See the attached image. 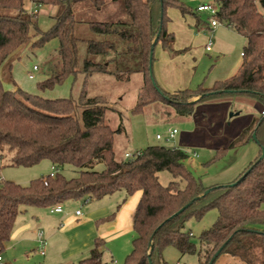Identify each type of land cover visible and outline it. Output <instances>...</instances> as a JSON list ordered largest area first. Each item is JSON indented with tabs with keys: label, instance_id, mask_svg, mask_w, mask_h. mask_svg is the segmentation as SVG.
I'll return each instance as SVG.
<instances>
[{
	"label": "trees",
	"instance_id": "trees-1",
	"mask_svg": "<svg viewBox=\"0 0 264 264\" xmlns=\"http://www.w3.org/2000/svg\"><path fill=\"white\" fill-rule=\"evenodd\" d=\"M29 2L56 8L48 29L39 27L37 13L25 6V0H0V156H9L7 165L22 167L47 159L58 171L53 177L34 178L27 185L0 177V252L10 239L16 217L28 206L48 208L68 200L100 199L118 191L129 196L141 191L132 216L131 250L123 264H169L163 257L168 246L181 255L196 254L197 264H209L219 249L212 264L223 255L244 264H264V0H213L215 18L245 37L243 60L235 74L216 81L212 88L198 85L172 92L162 89L149 73V55L152 51L153 63L158 44L171 54L180 52L173 49L174 35L166 28L168 7L183 16H194L198 27L201 19L196 9L179 0ZM52 40L57 43L55 54L47 62L48 76L37 82L39 89L51 88L79 73L85 78L108 74L124 81L138 72L143 84L132 112L160 103L180 117L189 116L197 102L223 95L247 96L263 109L242 130L239 141L247 143L255 132L258 156L231 182L209 186L185 166L187 155L177 147L150 145L131 158L119 157L114 134L121 127L113 129L107 123L111 107L105 97L90 96L85 87L76 96L54 99L19 87H3L1 72L9 73L11 58L21 46L37 48ZM234 146L216 148L207 163ZM66 164L75 168L74 176L60 171ZM98 164L103 167L97 169ZM162 171L170 175L166 185L159 180ZM212 209L217 210V218L201 231L195 244L186 222L200 220ZM103 247L104 242L96 239L90 255L80 264H106Z\"/></svg>",
	"mask_w": 264,
	"mask_h": 264
},
{
	"label": "rangeland",
	"instance_id": "rangeland-1",
	"mask_svg": "<svg viewBox=\"0 0 264 264\" xmlns=\"http://www.w3.org/2000/svg\"><path fill=\"white\" fill-rule=\"evenodd\" d=\"M179 1L194 11L203 3H213V0ZM25 6L37 13V21L42 30L48 29L54 22L55 7L37 6L29 0H25ZM198 15L201 19L198 27L195 24H187L182 19L178 20L183 22L185 29L188 27L192 32L191 39L189 38L186 46L179 47L181 52L175 54L176 57L188 59L186 62L188 66L191 63L189 69L191 77L189 74L184 87H179L182 85L180 83L172 90L195 89L198 85L212 88L216 81L235 74L242 62L241 53L246 44L245 38L224 24L212 30L208 29L206 26L209 23V15L206 12H198ZM188 18L195 19L192 15H186L185 19ZM172 22L175 24L177 21L174 19ZM79 30L82 34L86 32L84 25H81ZM209 36L213 38V48L208 52L205 50V44ZM56 45V41L52 40L37 48L30 44L21 46L11 58L12 67L9 73L1 72L3 87L12 90L19 87L31 94L49 99L76 96L80 89L85 87L90 96L105 97L111 107L106 113L107 123L113 129L121 127V131L114 134V148L119 157H123L126 151L134 153L150 145L177 147L187 155L183 160L185 166L200 179L202 184L209 186L231 182L247 167L249 162L258 156L259 147L254 139L243 143L239 141V138L242 130L262 112L263 108L259 102H254L247 96L232 94L197 102L192 113L186 117L177 116L172 113L171 109L160 103L146 106L142 112L134 114L132 109L137 103L139 88L143 84V75L138 72L132 73L130 78L124 81H118L108 74H93L85 78L83 73H79L76 76H68L62 83L51 88L39 89L37 82L48 76L47 62L55 54ZM173 48L175 49L174 44ZM161 51L169 53L158 44L154 50V64L158 62ZM153 63L152 73L154 75ZM33 65L37 66L36 70H33ZM30 74L33 75L32 78L29 77ZM164 111L169 112L170 115ZM174 128L177 129L175 138L171 141L165 140L168 130ZM157 134L162 138L157 139ZM232 143H235L234 147L207 163L215 156L216 148ZM8 159V155L0 156V176L21 185H27L34 178L46 176L51 170L50 161L47 159L30 167L9 166L7 165ZM96 167L100 169L103 165L98 164ZM60 171L67 177L75 175V168L71 165H64ZM159 180L166 185L170 180L169 173L160 172ZM72 201L75 203L76 200ZM65 203L66 207L73 209L77 207L85 210L88 207L82 200L75 204ZM215 218L216 210L212 209L207 211L200 220L190 219L186 222L185 228L193 234L192 240L195 244H198L201 231L209 228ZM29 245L27 250L20 246L8 250L4 246L0 252L3 258L0 264H40L43 260V256L39 254L40 246L36 242ZM163 257L169 264L198 263L196 254L181 255L173 246L164 249ZM105 260L107 264H115L107 258ZM116 260V264H123L124 259L121 262Z\"/></svg>",
	"mask_w": 264,
	"mask_h": 264
},
{
	"label": "crops",
	"instance_id": "crops-1",
	"mask_svg": "<svg viewBox=\"0 0 264 264\" xmlns=\"http://www.w3.org/2000/svg\"><path fill=\"white\" fill-rule=\"evenodd\" d=\"M175 9L173 7L166 9V15L169 18L166 28L174 35L175 49H173L180 51L179 47L186 46L189 38L191 39L192 32L188 27L185 29L183 22L178 20L182 19L187 24H195V26L196 21L190 18L185 19L186 15L183 16L178 9L175 12ZM174 19L177 21L175 24L172 22ZM206 28L214 29L209 26V23ZM183 30L185 32H182ZM208 39L213 42L212 36H209ZM212 48L213 44L210 50H205L209 52L212 51ZM186 62L188 59L184 57H176L175 54L161 51L158 62L153 63L155 66L154 78L158 85L166 91L171 90L169 92L174 91L172 89H175L177 84L181 83L182 85L179 87H184L189 74L191 77L189 70L191 63L188 66ZM51 166L50 162V168ZM140 196L141 191H136L129 196H126L123 191H118L100 199L82 200L88 206L85 210L77 207L68 208L65 202V204H61V212L51 211L50 207L28 206L16 217L10 239L5 246L8 250L16 246L27 250L29 244L35 242L40 246L39 239L41 238L45 240L46 244L43 247V254L39 249V254L43 256L40 264H80L81 260L90 255L95 240L101 239L104 242L102 261L107 264V260H105L107 258L116 264V259L121 262L130 251L132 241L130 239L134 233L132 216ZM66 202L75 204L79 200L74 201L75 203L72 200ZM78 209L80 214L76 215L75 211ZM113 212V217L107 219L106 217ZM217 215L216 210V218ZM220 262L222 264H244L240 260L226 255L218 258L215 264H220Z\"/></svg>",
	"mask_w": 264,
	"mask_h": 264
},
{
	"label": "built area",
	"instance_id": "built-area-1",
	"mask_svg": "<svg viewBox=\"0 0 264 264\" xmlns=\"http://www.w3.org/2000/svg\"><path fill=\"white\" fill-rule=\"evenodd\" d=\"M196 10L198 12H206L209 15V26L211 28H215L216 26H218V25L221 24L215 18V15L217 13V8H216L215 5H213V3H203V4L199 5V6H197L196 7ZM212 44H213L212 40L211 39H208L207 43L205 44V49L206 50H210L211 47H212ZM241 56H244V53L243 52L241 53ZM36 69H37V66L36 65H33V70H36ZM29 77L32 78L33 75L30 74ZM176 134H177V129H175V128L174 129H169L168 132H167V134L165 135V140H167V141L173 140L175 138ZM156 138L157 139H161L162 136L159 135V134H157ZM139 153H140V151H136L134 153H131L129 151H126L124 153V157L125 158H131L134 154H139ZM50 169L51 170L49 172V176L50 177H53L54 174L58 171V168L55 165H52ZM44 184H47V180L46 179L44 180ZM51 211L61 212L62 211V207H61L60 204L55 205V206H53L51 208ZM75 214L76 215H79L80 214V210L79 209L76 210L75 211ZM39 235H41V232H39ZM39 243H40V249H41L40 253L43 254L44 253L43 247L45 246L46 242H45L44 239H41L40 238L39 239ZM1 260H2V258L0 256V262H1Z\"/></svg>",
	"mask_w": 264,
	"mask_h": 264
},
{
	"label": "water",
	"instance_id": "water-1",
	"mask_svg": "<svg viewBox=\"0 0 264 264\" xmlns=\"http://www.w3.org/2000/svg\"><path fill=\"white\" fill-rule=\"evenodd\" d=\"M157 39H158V33H157L156 37L154 38V41L152 42L151 50H152L153 47L155 46V44H156V42H157ZM151 58H152V51H151V53H150V55H149V73H150V74H152V66H151L152 60H151ZM231 115H232V113L230 114V116H231ZM252 138H253L254 140L256 139V133H255V132L252 134ZM237 182H238V181L234 182L233 184H236ZM209 191H210V188H209V189H206V190L204 191L203 195L207 194ZM203 195H202V196H203ZM196 198H197V197H196ZM190 203H191V201L188 202L185 206L181 207V208H180L175 214H177V213L183 211V210H184V209H185ZM219 252H220V249H219L218 251H216V253L214 254V256L210 259L209 264H212V263L214 262L215 258H216L217 255L219 254Z\"/></svg>",
	"mask_w": 264,
	"mask_h": 264
}]
</instances>
